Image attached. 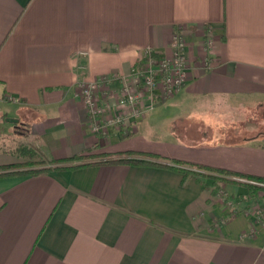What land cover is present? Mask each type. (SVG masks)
<instances>
[{"label":"crops","instance_id":"obj_1","mask_svg":"<svg viewBox=\"0 0 264 264\" xmlns=\"http://www.w3.org/2000/svg\"><path fill=\"white\" fill-rule=\"evenodd\" d=\"M176 33L187 39V83L166 99L146 96L152 106L134 117L111 80L103 117L111 104L125 122L95 132L82 84L128 75L146 48L170 56ZM256 107L264 0H0V134L15 129L43 167L130 151L168 165L0 176V264H264V191L247 199L244 185L226 184L225 201L193 165L264 176V117L242 123ZM7 149L0 165L34 160Z\"/></svg>","mask_w":264,"mask_h":264},{"label":"built area","instance_id":"obj_2","mask_svg":"<svg viewBox=\"0 0 264 264\" xmlns=\"http://www.w3.org/2000/svg\"><path fill=\"white\" fill-rule=\"evenodd\" d=\"M187 39L182 33H176L171 42V55L146 48L143 50V62L136 64L128 75L102 77L86 81L81 86V96L94 121L95 132L109 133L112 126L125 122L123 112L107 104L108 117H103L104 108L101 104V90L113 79L120 80V96L117 104L128 107L130 115L141 117L152 105H143L146 96L160 94L166 99L176 94L188 81L189 63L186 54ZM9 102H18L14 95H7Z\"/></svg>","mask_w":264,"mask_h":264},{"label":"trees","instance_id":"obj_3","mask_svg":"<svg viewBox=\"0 0 264 264\" xmlns=\"http://www.w3.org/2000/svg\"><path fill=\"white\" fill-rule=\"evenodd\" d=\"M143 62V58L137 63L141 64ZM30 151V150H29ZM31 152V151H30ZM114 159H112V158ZM151 157H156L155 155L147 154V153H137V152H118V153H108L101 152L95 154H81L76 155L63 160H52L51 163H59V162H69L70 164L57 165V166H49L43 167L42 165L46 164L45 160H29L26 164L33 166L32 168L20 169L21 164H6L0 165V176L6 175H38L41 173L49 172L54 169H66V168H75L79 166L89 165V164H97L103 162L109 163H128L133 165H147V166H168L166 164L157 162L153 160ZM92 158H107L104 161H92L89 162V159ZM111 158V159H109ZM76 161H81L79 163H73ZM180 164H188L185 161H177ZM194 167L198 169L205 170L209 172L210 177L213 178V186L215 193L220 191L221 186L226 182L240 183L244 185L248 190L247 199L259 198L260 192L264 191V176L259 175H249L241 172H236L224 168H217L211 166H205L201 164H193ZM211 173V174H210Z\"/></svg>","mask_w":264,"mask_h":264},{"label":"rangeland","instance_id":"obj_4","mask_svg":"<svg viewBox=\"0 0 264 264\" xmlns=\"http://www.w3.org/2000/svg\"><path fill=\"white\" fill-rule=\"evenodd\" d=\"M222 110H224V111H226V112H228L227 111V109L226 108H222ZM236 114V113H235ZM232 115H234V114H231L230 116H232ZM237 115V114H236ZM258 115V116H257ZM243 117H245L243 120H242V123H251V124H255V123H259L258 121H261V120H259V118L260 117H264V108L263 107H256V108H250V109H248V111L246 112V113H243ZM257 117V118H256ZM258 120V121H257ZM262 122V121H261ZM12 123H8V125L10 126ZM14 125V124H13ZM13 125H11V126H13ZM225 125V124H224ZM219 127H222V128H225V126H222V125H219ZM232 128V127H231ZM261 129L264 131V125L263 126H261ZM19 131H21V133H24L25 132V130L24 129H22V130H19ZM246 131H248V130H246ZM249 132V131H248ZM4 133H7L6 135H2V134H0V150L1 151H3V150H5L6 151V149L8 148V149H16L17 151L18 150H20V152H21V155L23 156V157H25L26 159H34V160H41V159H36L35 158V156H34V154L32 153V152H30L29 150H27L25 147H23L22 149H19V146L21 145V144H19V142H20V139H19V137H18V135H16V133H15V129L13 130V128H11V129H9V130H7L6 132H4ZM3 138H5V139H3ZM22 140H23V138H22ZM18 142V143H17ZM7 149V150H8ZM12 149V150H13ZM30 153H32L33 155H31ZM27 162H21V163H16V164H21L20 166V168L21 169H25L26 168V166H29V168H32L33 166H30L29 164H26ZM47 163H49V162H47ZM46 163V164H47ZM46 164H44V165H46ZM43 166V165H42ZM230 183H233V182H226V183H224L222 186H221V188H220V191L218 192V193H215V194H220L222 197H223V199L225 200V201H227L228 199H227V196H226V194L224 193L225 192V189H224V186L226 185V184H230ZM238 184H240V183H238ZM225 194V195H224ZM224 195V196H223ZM261 208L262 207H259V206H257V208H256V210H255V215H258V214H260L259 213V210L261 211ZM258 212V213H257Z\"/></svg>","mask_w":264,"mask_h":264},{"label":"water","instance_id":"obj_5","mask_svg":"<svg viewBox=\"0 0 264 264\" xmlns=\"http://www.w3.org/2000/svg\"><path fill=\"white\" fill-rule=\"evenodd\" d=\"M7 121H9V122H18L19 120L17 118H7Z\"/></svg>","mask_w":264,"mask_h":264}]
</instances>
